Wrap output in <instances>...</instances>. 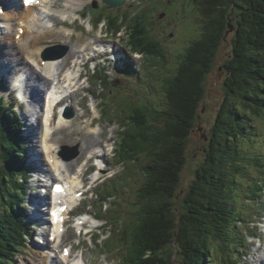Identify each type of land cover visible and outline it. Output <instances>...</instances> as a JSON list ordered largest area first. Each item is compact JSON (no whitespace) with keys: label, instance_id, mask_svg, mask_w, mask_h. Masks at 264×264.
<instances>
[{"label":"trees","instance_id":"16d2710c","mask_svg":"<svg viewBox=\"0 0 264 264\" xmlns=\"http://www.w3.org/2000/svg\"><path fill=\"white\" fill-rule=\"evenodd\" d=\"M188 3L201 19L199 37L185 50L173 76L163 82V105L139 108L120 134L122 160L140 168L145 163L140 198L143 216L126 236L125 246L130 249L127 264H173L172 242L180 264H215L216 244L229 241L239 226L233 224L237 201L231 199L230 189L238 182L240 159L249 155L250 146L244 140L252 138L254 131L247 126L260 121L264 113V0ZM234 7L239 9V18L231 55L223 65L226 95L203 149V162L184 196L183 209L174 213L175 194L186 163V142L199 118L204 82ZM120 19L116 16L111 21L117 31ZM130 25L133 51L165 63L157 46L146 37L145 27L141 23ZM20 156L18 130L0 100V264L14 262L9 252L23 248L28 234L18 208L26 178ZM257 186L260 190V183Z\"/></svg>","mask_w":264,"mask_h":264},{"label":"rangeland","instance_id":"374dc122","mask_svg":"<svg viewBox=\"0 0 264 264\" xmlns=\"http://www.w3.org/2000/svg\"><path fill=\"white\" fill-rule=\"evenodd\" d=\"M65 1L68 0H60L57 4V7L64 5L63 2ZM102 1L104 0H88L87 2H84L91 5L94 4V6L97 7L96 11H94L93 14H89L90 17H85L86 19L84 20L86 22L88 21L94 22V20H92L91 18L92 16L95 17L101 14V12L99 11H103V14L105 16L106 15H112L114 17H116V15L125 16L127 22L124 19H122V21L124 20L123 22H125L127 25H129V22L133 21L134 18H136L135 22H137L135 24H138L139 17L143 16L144 18L141 17V19L142 18L143 19L140 22L142 27L143 28L145 27L146 29V37L148 38V40H152L154 45L157 46L158 49L157 53H160L162 55V57L165 59V63L157 58H152V56L149 57L147 55H144L141 58L133 54L132 52L134 51L130 50L126 46V44H129L128 43L129 37L127 36L128 29L127 28L125 29L124 27L120 29L118 34L117 33L115 35L109 34L110 25L108 22H105V20H103L104 19L103 15L100 16L101 21L99 22H104L105 24L102 23L103 25L99 26L98 30L95 32H91L92 29L87 30V24L85 25L86 28L83 26L84 22H81V24L76 25L80 27L83 33H85L84 36H89L86 34L92 33L93 36H90L92 39H97V41L101 42V41H105L106 38L110 42V44L115 45L114 48L120 51L121 56L123 55L125 56V58H128V60H130L132 64L137 67V72L144 79L143 81L138 80V77H135V79L133 78L127 79L124 75L120 74V72H114L113 75L111 72L109 74L107 73L109 79L114 83L115 86H117L115 87V89L118 90L115 91L112 89L105 90L104 87L97 85L94 79H92L91 77L89 78L90 80L89 83L91 87V89H89L90 94L94 92L96 96L100 92V98H103L105 101L107 97L110 96L108 103L104 108L105 116L101 123L103 127L101 126L98 128V131L102 133H98L97 129L94 128V123H95L94 120H92L93 125L91 126V128L88 125L92 121H88L86 123V127L83 128V130L85 131L87 128L86 133L82 131L79 128V125L84 121V115H82V116H76L75 118L70 120L71 122L68 126V129L67 127L64 128V130L61 131V133L57 131L54 137L52 138V141L56 142L57 145L61 148L60 150L61 152L63 151L62 149H67V147L75 149V151H77L79 155L81 152L82 156L80 155L76 159H74L73 163L70 162L72 163V166H70L69 171L72 174L75 173L74 170L79 167V165L83 162V160L86 159V156L93 149L95 148L98 149L100 146L104 147L105 141H109L110 143L103 148V151L104 149H106L107 151H111L114 142L117 140V133H118L117 131H119V128L117 125L113 123L110 124V122L113 121L115 123H118L119 120L118 115L120 114L118 113V109L122 110V107L124 105L131 107L134 106L130 114L126 113V111L124 110L121 112L122 122L126 126V124L129 123L132 119L131 115L139 111V108L142 107L147 108L148 105L151 104H155V106L158 107H161L163 105L164 103L163 101L164 98L162 96L163 94L162 91L164 87L163 82L169 77L173 76L172 74L175 72L178 63L183 59L185 50L194 40H196L199 37L201 33V26H202L201 19H199V15L195 11L194 7L192 5L191 6L189 5L188 2H190V0H131V1L107 0L106 2H109L111 5L119 4V7L110 8V9L105 8V4ZM128 3H130L131 5H129ZM57 7H55V9H58ZM80 9L83 10L82 8ZM130 9L133 10L131 11ZM238 14H239V9H237L236 7L231 9L228 25L229 27L233 26L234 30L237 25V20L239 18ZM57 17L60 16L56 15L55 20ZM128 17L130 18L128 19ZM6 20L5 23L3 20L0 21V26H7L8 22L6 23ZM76 22L77 21H75V23ZM152 23H154V25ZM51 25L53 26V23H51ZM64 25H67V23L66 24L64 23L63 18H59L58 24L53 26L52 29L55 31V33L62 34V36L64 37L63 32L66 31ZM60 27H63L64 30H59ZM94 27L96 29L95 25ZM71 29L73 28L71 27ZM106 30H107V37L105 36ZM101 31H104V35L101 34ZM234 32L235 31L229 32L225 36L224 40L222 41L220 47L217 50L212 69L210 73L207 75L204 82V94L198 110L199 118L195 122L193 130L186 142V151H185L186 163L183 172L181 173L179 186L175 194V201L173 204L174 213H180L183 209L184 196L188 191V188L191 185L193 179L195 178L196 170L203 162V149L206 145V141L210 136V131L213 127L214 120L216 119L217 113L219 112L222 101L226 95V90L224 88V83L226 80V72L223 68V65L229 60V57L231 55L232 38ZM12 34L11 35L8 34V36L10 35L11 40H12ZM157 35L159 37H157ZM3 37L5 38V40H3L4 42L0 40V45L2 44L3 46H7L9 40H6V35H3ZM70 37L72 38V40H74L73 33L69 36V38ZM96 37H102V39ZM51 38H57V37H48L45 40ZM88 40L89 39L74 40L75 44L73 45V43L70 42V45L71 46L73 45V47L77 51L81 50L87 45H91L92 48L95 49L99 47L96 45L97 41H90L88 43H85ZM60 44H62V41L58 39H54L52 43L47 42L46 46L60 45ZM91 50L87 52L86 58L89 57L88 54H91L92 52L96 51V50L93 51ZM69 57H70V61L67 60L68 59L67 57L64 65L65 67H68V63H71V58L74 56H69ZM2 60H4V57L2 58ZM104 60L105 58H100L98 64L105 63ZM93 67L94 65H90L89 70L92 71ZM89 70H87V73L89 72ZM16 72H19V69L14 64L13 68L9 70V77L16 79L17 78V75L15 74ZM7 86L9 90L11 85L9 84ZM44 87L47 88V85H45ZM82 87L84 91L85 87L83 85ZM83 91H80L77 94L74 93L73 97H75V95L76 96L80 95V93ZM16 94L17 93L11 92L10 90L9 95L11 96L9 98L11 99L12 103L17 105V109H19L17 115L20 118L19 122L21 121V126H22L23 113L26 112L27 106L22 105V108H19L20 103L17 100ZM39 95H41V93ZM80 99L81 98H76L75 102L78 103ZM31 101L34 102V99H32ZM95 101L96 104L98 105L101 102V100L97 97H95ZM124 101H126V103ZM118 103L119 104L121 103L123 106H119ZM96 104L94 105L93 102L90 103L91 106L92 105L96 106ZM77 106L78 105H75L74 109L72 108L75 114L79 112ZM22 109L24 112H22ZM94 112L96 113V111ZM260 119L261 122L254 120L252 121L251 125L247 126L248 128H250V130L254 131L251 133L253 134L252 138L244 140V143L250 146L249 155L248 158L245 160H242L244 157L240 159L239 167L241 168H239L240 170L238 169V174H237L238 182L233 187V189L232 188L230 189V193L233 192L231 199L233 198L234 200L237 201L235 203L236 209L234 213H237L238 216L235 217V219L237 220V222L240 221L242 222L243 217L245 219L247 218L246 222H250V224L248 225V223H245V226L243 227V231H246L251 236L253 234L257 236H264V227L259 230L257 226H255V223L257 221H260L262 217L264 220V195H260L259 186H257V184L261 183V186L264 187V113L262 114V117ZM104 128L106 131L104 130ZM24 130L25 127L22 129L19 128L21 147L24 153L23 157H21L20 160L22 162L24 161V164H27L28 154L30 152L29 148L32 147L30 146L28 147V144L26 143V139L24 138L25 134L23 133ZM95 135L98 137L96 138ZM74 153L75 152L73 151L72 153H68V154L71 155ZM119 155L121 156L120 153ZM60 159L62 160V158ZM28 162L30 163L29 160ZM103 162L106 163L105 160ZM113 162L110 161L107 156V163H113ZM113 165H114L113 169H107L103 172V174H101L100 172L101 174L100 177H102V179L98 184H96V185H100L105 180L107 179L112 180L117 176L116 179L110 182L111 184L115 183V186L116 185L117 186L109 191L110 192L109 196L113 195L115 196V198L114 199L108 198L105 201L108 204L106 206V212H104L107 213V216L110 214L111 215L110 217L114 218L117 225L115 226V228H112L110 224L107 225L106 227H103V225L100 223V225L103 228L94 234V235H98L99 237L101 236L105 237L106 239L109 237L113 238L118 232H122L125 235V237L129 236L132 233V228H133L132 223L138 222V218L140 215L143 216L142 214L143 209L142 207L138 206L139 204L138 200L142 197L141 186L144 184L143 166H145V163L141 168L140 166H136L135 164H129L126 171H124L122 168L116 167V163H113ZM88 166L89 165L87 164L85 169H87ZM32 173H33L32 171H27V180L24 183L25 196L22 203L19 204V206L20 205L22 206L21 207L22 212L26 215L30 211V206H29V210L24 207L26 203L27 205H29L28 197L30 198L31 196H36L40 193V191L43 192L46 190V188H44V182H42L43 177L34 180V177L32 176L34 174ZM51 177L54 176L51 175ZM93 180H94V176L88 178L89 183L87 184L86 189H88L91 186ZM95 193H93V195L88 194V196L85 198L88 202L92 203L93 207L92 210H90V213L93 212L97 214L99 207H98V201L94 197ZM247 196L252 198L253 197L257 198L256 201L258 205L252 202L251 199L247 200L246 202H250L252 204L244 203L243 205H241L240 202L245 201L244 199ZM107 216L104 217L106 218ZM23 221L24 223H26L24 219ZM32 223L33 225L31 226L32 228H30V230L32 231L33 239L30 238L29 240H27L28 243L26 244V248H22V249L17 248L9 252L12 257L11 259L14 260L12 264H38L40 261V257L36 256L35 252L37 251V249H35L34 245L38 244L44 246L46 240L41 236L42 230H39V227H37L36 222H32ZM104 224L106 225V223ZM76 232H78V230ZM76 232H75V237H77ZM68 235L69 237L65 238V241L67 240L66 243L70 242L73 233L69 232ZM74 238L70 242L71 246L77 243L79 244V242H82V248L77 249L75 246H73L75 247L74 253L76 255L84 256V260L86 261L87 264H120L118 260L119 258L118 252L114 254L106 253L97 244H95V241L92 239L91 236L79 237V238L77 237V239ZM39 241H42L43 244H40ZM232 242L233 244L228 241L218 242L216 244L217 248L213 254L212 261L215 264H229V258L232 257V261H233L234 260L233 256L237 255L239 261H235V262H238L240 264L252 263L254 257L256 256L255 247L260 244L255 239L245 238L244 240L243 236L240 237V240L238 241L233 239ZM174 243L175 242H172V245L169 248V250H173L171 252V260L173 264H180V257L178 251H176L177 249L176 244ZM110 245L111 243H108L105 249L110 250ZM45 251L48 252L50 251V249H45ZM38 252L40 255L41 251ZM42 252L44 253V251ZM129 252L130 249L125 247L124 255L121 257L123 258L122 264H127L128 260L130 259V256H127ZM134 258L135 255L133 259Z\"/></svg>","mask_w":264,"mask_h":264},{"label":"bare ground","instance_id":"6f19581e","mask_svg":"<svg viewBox=\"0 0 264 264\" xmlns=\"http://www.w3.org/2000/svg\"><path fill=\"white\" fill-rule=\"evenodd\" d=\"M3 1L5 7L10 6L12 8H10L11 10L9 9L7 12H3V16L0 17V21L3 20L5 23V20L7 19L6 23L8 22L7 26H0V40H5L3 35H6V40L10 41V43L8 41L7 46H3L2 44L0 45V67L3 69V76L10 82L13 80V82L16 83L18 80V78L14 80V78L9 77V70L13 68L11 66L12 64H15V66L19 69V72H21L24 77V84H20L17 87L20 90L21 96V100H19V102L22 103V105L27 106L26 112L23 113V124L25 127L23 133L25 134L24 138L26 139L28 147H32L29 148L30 152L28 154V160L30 163L27 160V165L33 169L32 174L34 175L32 176L34 177V180L43 175L46 176L48 180L63 182L68 189V192H70V196L56 200L62 205L66 203L70 208L75 204L74 201L76 196H85L84 193H80L84 191V188L82 189V187L88 181L87 173L90 170V165L95 159L102 160L104 158V154L101 150L94 152L96 148L93 149L86 156V159L83 160L79 167L74 170L75 173L72 174L69 171V168L72 166L73 162L70 163L65 162L63 159L61 160L60 158L62 157L59 155L60 147L56 142L52 141L55 133L57 131L61 133V131H63L66 127L68 129L71 121L66 119L63 115H60L59 118L52 123L56 115L54 105L56 101L62 100L60 109H67L68 107H71L74 93L77 94L78 92L83 91L82 84H79L78 80L84 78V76L83 74L80 76L78 75L80 74L79 72L86 68L84 63L88 59V57L86 58L87 52L91 49V51L96 49L92 48L91 45H87L78 51L74 47H71L69 54L64 59L44 61L41 55L43 50L42 41L48 37H57L60 41L67 40V38H69L72 34L71 30L67 28V25H64L66 28V31L63 32L64 37L62 34L55 33L52 28L58 24L59 18H63L65 24L69 21L74 24L76 18L78 17L77 12L79 10L80 3L74 2V0H68L63 2L64 5L57 7L60 0H42L39 6L33 8H23L25 12L17 17L15 14L16 10H18L17 6L19 5V7H21L23 2L18 1L17 3L13 0ZM128 4L131 5L130 3ZM55 7L58 9H55ZM56 15L60 17H57L55 20ZM129 18L130 17H128V19ZM13 23H16L15 26ZM51 23H53V26ZM152 24L154 25V23ZM8 34H12L15 40H11L10 35L8 36ZM157 37L159 36L157 35ZM145 40H147V38ZM15 48L19 49L17 50L18 52H16ZM71 54L74 57L71 58L70 67H65L66 58L71 56ZM3 57L4 60H2ZM45 85H47V88L44 87ZM45 90H47L46 94L44 93ZM40 93L41 95H39ZM43 97L45 98L43 99ZM32 99H34V102L31 101ZM44 107L48 108V111H46L48 118L42 123L41 120H39V114ZM91 107L94 111H96V106L92 105ZM51 115L53 120H50ZM92 125L93 121L90 122L88 126L91 128ZM41 133H43L41 141L42 151L39 149V139ZM87 164L89 166L85 169ZM99 166L101 167V165ZM100 167H98V170H102V167ZM51 175L54 177H51ZM100 175L101 174L98 173L97 176L100 177ZM42 193L44 192H40L38 195L31 196L30 198L28 197L29 205L25 208L29 210L30 206V211L27 214L28 221L31 223H37V227L42 230V236L51 237V235H49L51 226L47 225V220L45 219L50 199L48 193L45 195ZM60 232L61 226L57 223L53 228V236H57L53 243L46 240L43 247L35 245L37 250H45L49 248L56 249V259L52 258L49 253L44 252L39 255L38 251L35 252L36 256L40 257V264H87L84 260V256L81 258L76 257L74 260L69 261L71 257H67L63 252V245L67 242V240L65 241V235L62 236ZM60 241H62V244L58 247ZM66 248L71 249L72 254L74 253L75 247L68 245ZM255 249V261H258L259 263L262 262V264H264V246H257Z\"/></svg>","mask_w":264,"mask_h":264},{"label":"water","instance_id":"95a60500","mask_svg":"<svg viewBox=\"0 0 264 264\" xmlns=\"http://www.w3.org/2000/svg\"><path fill=\"white\" fill-rule=\"evenodd\" d=\"M107 3H109V2H107ZM110 4V3H109ZM117 5H119V4H114V5H111V7H116ZM230 29V30H229ZM234 31V27L232 26H230L229 27V25H228V31L226 32V35L229 33V32H233ZM72 158H67V160H71Z\"/></svg>","mask_w":264,"mask_h":264}]
</instances>
